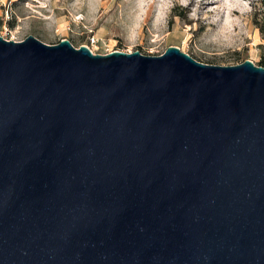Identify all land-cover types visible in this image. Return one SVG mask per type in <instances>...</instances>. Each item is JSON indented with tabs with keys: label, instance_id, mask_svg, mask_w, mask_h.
Instances as JSON below:
<instances>
[{
	"label": "water",
	"instance_id": "obj_1",
	"mask_svg": "<svg viewBox=\"0 0 264 264\" xmlns=\"http://www.w3.org/2000/svg\"><path fill=\"white\" fill-rule=\"evenodd\" d=\"M0 264H264V65L0 34Z\"/></svg>",
	"mask_w": 264,
	"mask_h": 264
},
{
	"label": "rangeland",
	"instance_id": "obj_2",
	"mask_svg": "<svg viewBox=\"0 0 264 264\" xmlns=\"http://www.w3.org/2000/svg\"><path fill=\"white\" fill-rule=\"evenodd\" d=\"M0 34L68 38L95 53L158 55L174 44L206 63L260 65L264 0H0Z\"/></svg>",
	"mask_w": 264,
	"mask_h": 264
},
{
	"label": "built area",
	"instance_id": "obj_3",
	"mask_svg": "<svg viewBox=\"0 0 264 264\" xmlns=\"http://www.w3.org/2000/svg\"><path fill=\"white\" fill-rule=\"evenodd\" d=\"M91 40H92V42H96V38L93 36L92 38H91ZM89 45V44H88ZM90 46V45H89ZM92 49V48H91Z\"/></svg>",
	"mask_w": 264,
	"mask_h": 264
},
{
	"label": "trees",
	"instance_id": "obj_4",
	"mask_svg": "<svg viewBox=\"0 0 264 264\" xmlns=\"http://www.w3.org/2000/svg\"><path fill=\"white\" fill-rule=\"evenodd\" d=\"M259 64L264 65V60H261Z\"/></svg>",
	"mask_w": 264,
	"mask_h": 264
}]
</instances>
